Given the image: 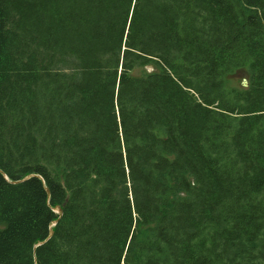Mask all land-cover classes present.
Returning a JSON list of instances; mask_svg holds the SVG:
<instances>
[{"label": "trees", "instance_id": "1", "mask_svg": "<svg viewBox=\"0 0 264 264\" xmlns=\"http://www.w3.org/2000/svg\"><path fill=\"white\" fill-rule=\"evenodd\" d=\"M0 264H264V0H0Z\"/></svg>", "mask_w": 264, "mask_h": 264}, {"label": "rangeland", "instance_id": "2", "mask_svg": "<svg viewBox=\"0 0 264 264\" xmlns=\"http://www.w3.org/2000/svg\"><path fill=\"white\" fill-rule=\"evenodd\" d=\"M149 70L151 71L152 69H149ZM134 73L135 74H142V73H144V69L143 68L137 69V70H135ZM246 77H247L246 72L244 70L237 71L236 73L229 75L227 77L228 85L231 87H238V88L241 86H244L243 85V79Z\"/></svg>", "mask_w": 264, "mask_h": 264}, {"label": "water", "instance_id": "3", "mask_svg": "<svg viewBox=\"0 0 264 264\" xmlns=\"http://www.w3.org/2000/svg\"><path fill=\"white\" fill-rule=\"evenodd\" d=\"M150 69H152V68L150 67ZM243 85L244 86H248L249 85V82H248L247 78L243 79ZM56 210L59 212L60 215H62L63 211H62L61 207H56ZM55 223H56V221H55ZM52 234H53V231L50 232V235H52Z\"/></svg>", "mask_w": 264, "mask_h": 264}]
</instances>
